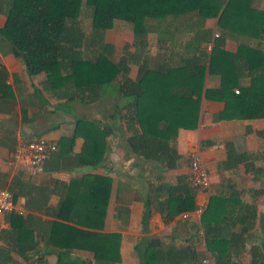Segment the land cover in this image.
<instances>
[{"label": "crops", "instance_id": "0c3cea01", "mask_svg": "<svg viewBox=\"0 0 264 264\" xmlns=\"http://www.w3.org/2000/svg\"><path fill=\"white\" fill-rule=\"evenodd\" d=\"M248 5L264 12V0H250ZM221 8L223 5L220 11ZM82 10H86L83 3L78 15L80 21ZM4 22L5 16L0 13V29ZM143 28L142 36H135L131 24L120 20H114L108 30L101 32H95L91 26L88 32L82 28L84 42L76 52L81 60L93 62L102 53L104 44H108L110 60L127 67L124 77L130 81L136 80L139 67L166 70L191 66V61L198 58L204 62L195 125L189 130L177 129L170 140L177 155L176 166L161 174L155 172L151 163L126 149L125 139L135 126L126 124L124 118L131 99L117 91L123 76L102 87L96 98H92L89 90L72 89L67 85L50 89L43 73L27 75L22 61L12 55L8 42L0 35V191L6 189L11 197L15 196L12 199L14 213L26 221L29 230L27 238L23 239L29 245L28 259L23 260L9 249L2 234L9 229L8 214L2 216L0 264H57L59 249L47 244L51 223L60 221L53 214L68 195L74 199L87 197L97 184L95 178L108 180L103 220L100 222L97 218L96 225L87 229L77 228L118 235L117 264H140L139 255L152 239L174 248L191 246L201 261L212 260L202 236L200 218L211 197L233 195L242 204L253 207L254 214L253 227L243 245L232 246L234 261L239 264H249L251 260L264 262V169L261 168L264 118L220 119L223 102L204 96L206 90L220 88L218 70L208 71L211 48L207 49L206 45L211 43L212 46L222 37V49L228 54H235L239 48L264 53V35L255 39L244 34H223L217 26V17L202 18L196 11L146 18ZM262 71L264 67L254 75ZM243 72L247 73L246 69ZM249 84L250 78L243 76L232 91ZM191 98L196 99V96ZM98 132L105 133L102 149ZM39 137L54 144L56 150L44 163L43 172L31 176L23 167L13 165L12 153L19 144ZM90 143L96 145L92 155L85 149ZM226 144H230L236 154L245 155L246 160L225 168ZM192 149L198 150L208 173L210 188L207 192L191 186L187 154ZM97 155L100 159L92 166L90 163ZM186 196H191L192 209L167 217L166 201H181ZM146 201L149 210L144 219ZM178 204L171 202V211H175ZM81 210L80 204L70 209ZM228 210L231 217H235L243 209L233 205ZM218 228V234L228 239L231 234H239L242 227L224 217ZM63 240L59 234L54 242L66 243ZM68 259L65 264H76L70 260L95 264L88 251L71 250L68 257H63L64 261Z\"/></svg>", "mask_w": 264, "mask_h": 264}, {"label": "trees", "instance_id": "16d2710c", "mask_svg": "<svg viewBox=\"0 0 264 264\" xmlns=\"http://www.w3.org/2000/svg\"><path fill=\"white\" fill-rule=\"evenodd\" d=\"M249 1L0 0V13L5 16L0 35L8 42L12 55L22 61L27 75L43 73L50 89L67 85L72 89L89 90L92 98H96L102 87L118 76H123L117 91L126 99H131L126 105L124 118L126 124L135 126L130 137L125 139L126 149L151 163L155 172L161 174L176 166L177 155L170 146V140L175 137L177 129L189 130L195 125L198 97L204 77V62L198 58L191 61V66L166 70L139 67L136 80L130 81L124 77L127 67L124 64H114L110 60L108 44H104L102 53L95 61L81 60L76 52L84 42L81 21L78 19L81 4L90 10L91 28L95 32L108 30L114 20H120L131 24L135 36H142L143 21L146 18L158 19L196 11L202 18L217 17V26L223 34H244L259 39L264 35V12L251 9ZM222 45L223 39L218 37L213 42L207 58L208 71L212 73L218 70L220 88L217 91L206 90L205 99L223 102L224 111L219 116L220 119L264 118V71L254 75L256 70L264 67V53L239 48L235 54H228L222 49ZM245 69L247 73L244 74ZM243 76L250 78V84L248 87L237 89L238 93L234 94L232 88ZM194 95L196 99L191 98ZM128 125L126 129H129ZM98 135L102 149L105 133L98 132ZM85 149L92 155L96 145L90 143ZM225 149V168L235 167L246 160V156L236 154L230 144H226ZM99 159L100 155H97L95 161L90 164L95 166ZM261 168L264 169V156ZM95 179L97 184L93 185L87 197L74 199L70 194L63 200L60 209L53 214L60 221L51 223L47 244L59 249L57 264L68 263L69 259L64 261L63 257H68L71 250L91 252L95 264L119 262L118 235L93 233L77 228L80 226L87 229L96 225L97 218L100 222L103 220L108 180ZM14 197L12 196V199ZM166 202L167 217L193 207L191 196H186L181 201ZM171 202H179L175 211L170 209ZM78 203L82 210L70 211L73 206L79 205ZM233 205L243 209L236 213L235 217H231L228 210ZM144 206L145 219L149 202L146 201ZM224 217L241 225L239 234H231L228 239L218 234V226ZM253 219V207L242 204L235 195L210 198L200 218V229L214 264H239L234 261L232 246L237 243L243 245L244 238L253 227ZM7 220L9 229L1 232L7 239L9 249L23 260L28 259L26 252L29 245L23 242V239L27 238L26 232L29 231L26 221L15 213L8 214ZM59 234L61 240L65 239L63 241L66 243L54 242ZM139 260L140 264H202L200 256L191 246H163L155 239L149 241L140 253ZM70 262L87 264L85 260ZM249 264L264 262L251 260Z\"/></svg>", "mask_w": 264, "mask_h": 264}, {"label": "built area", "instance_id": "2783aa9c", "mask_svg": "<svg viewBox=\"0 0 264 264\" xmlns=\"http://www.w3.org/2000/svg\"><path fill=\"white\" fill-rule=\"evenodd\" d=\"M211 43L206 45L210 49ZM238 91L235 90L234 94ZM54 144L43 138H34L19 144L12 153V163L16 166L23 167L28 175H38L43 172L44 163L55 152ZM187 166L189 170V179L191 186L200 192H207L210 188V180L201 156L196 149H192L187 154ZM15 207L11 194L8 190L0 191V231L4 228L2 216L14 213ZM202 264H214L210 259H204Z\"/></svg>", "mask_w": 264, "mask_h": 264}, {"label": "rangeland", "instance_id": "374dc122", "mask_svg": "<svg viewBox=\"0 0 264 264\" xmlns=\"http://www.w3.org/2000/svg\"><path fill=\"white\" fill-rule=\"evenodd\" d=\"M81 16H82L81 17V26H82L84 32H88L89 28L91 26L90 25V10L87 8H86V10H82Z\"/></svg>", "mask_w": 264, "mask_h": 264}]
</instances>
